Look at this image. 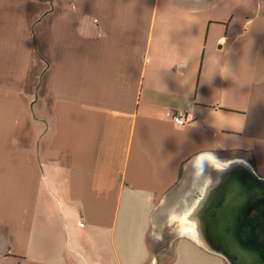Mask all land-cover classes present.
Instances as JSON below:
<instances>
[{
  "label": "crops",
  "instance_id": "obj_1",
  "mask_svg": "<svg viewBox=\"0 0 264 264\" xmlns=\"http://www.w3.org/2000/svg\"><path fill=\"white\" fill-rule=\"evenodd\" d=\"M236 161L264 176V0H0V264H227L191 216Z\"/></svg>",
  "mask_w": 264,
  "mask_h": 264
},
{
  "label": "water",
  "instance_id": "obj_2",
  "mask_svg": "<svg viewBox=\"0 0 264 264\" xmlns=\"http://www.w3.org/2000/svg\"><path fill=\"white\" fill-rule=\"evenodd\" d=\"M192 213L197 238L228 264H264V177L232 162Z\"/></svg>",
  "mask_w": 264,
  "mask_h": 264
},
{
  "label": "built area",
  "instance_id": "obj_3",
  "mask_svg": "<svg viewBox=\"0 0 264 264\" xmlns=\"http://www.w3.org/2000/svg\"><path fill=\"white\" fill-rule=\"evenodd\" d=\"M171 120L177 125H185L194 120L190 112L173 111L169 113Z\"/></svg>",
  "mask_w": 264,
  "mask_h": 264
},
{
  "label": "rangeland",
  "instance_id": "obj_4",
  "mask_svg": "<svg viewBox=\"0 0 264 264\" xmlns=\"http://www.w3.org/2000/svg\"><path fill=\"white\" fill-rule=\"evenodd\" d=\"M264 167V166H263ZM263 176V175H262ZM264 177V176H263ZM183 223H185V225H183ZM188 223H190V222H181V223H179V222H176V224H174V227H172V226H170L168 229H170V230H174V231H177V232H179V230H181V229H183V226H185V228H186V226L188 227ZM177 227V228H176ZM197 237V236H196ZM228 264V263H227Z\"/></svg>",
  "mask_w": 264,
  "mask_h": 264
}]
</instances>
